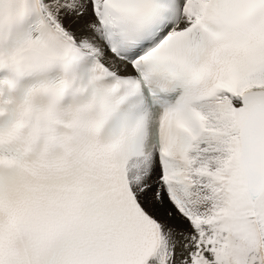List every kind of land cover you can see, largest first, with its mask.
Returning a JSON list of instances; mask_svg holds the SVG:
<instances>
[{"label": "snow or ice", "instance_id": "1", "mask_svg": "<svg viewBox=\"0 0 264 264\" xmlns=\"http://www.w3.org/2000/svg\"><path fill=\"white\" fill-rule=\"evenodd\" d=\"M0 264H264V0H0Z\"/></svg>", "mask_w": 264, "mask_h": 264}]
</instances>
